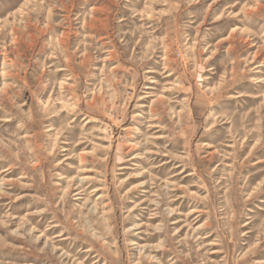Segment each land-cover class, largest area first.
<instances>
[{"label":"rangeland","instance_id":"1","mask_svg":"<svg viewBox=\"0 0 264 264\" xmlns=\"http://www.w3.org/2000/svg\"><path fill=\"white\" fill-rule=\"evenodd\" d=\"M0 264H264V0H0Z\"/></svg>","mask_w":264,"mask_h":264}]
</instances>
